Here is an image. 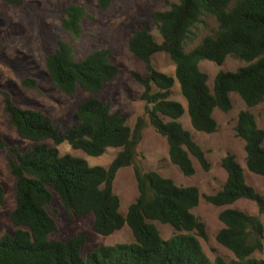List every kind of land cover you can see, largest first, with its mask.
I'll list each match as a JSON object with an SVG mask.
<instances>
[{
  "label": "trees",
  "instance_id": "1",
  "mask_svg": "<svg viewBox=\"0 0 264 264\" xmlns=\"http://www.w3.org/2000/svg\"><path fill=\"white\" fill-rule=\"evenodd\" d=\"M3 1L22 5V0ZM112 2L96 0V5L106 10ZM87 13L85 5L78 2L65 6L61 28L72 40L81 38ZM209 18L215 26L186 51L193 30L199 24L206 26ZM152 21L160 42L145 24L128 39L130 51L145 64L148 73L145 77L135 74L143 87L144 113L150 125L166 138L171 163L183 175L191 176L195 172L193 158L206 171L210 163L179 121L185 108L171 99V89L177 81L192 128L207 134L217 130L213 111L228 112L232 108L231 93L237 94L248 108L264 102V0H177L153 12ZM160 52L175 64L174 77L153 67L152 57ZM230 55L247 64L235 71H219L210 87L208 75L199 68L200 61L221 66ZM45 67L51 82L67 95L74 94L77 88L97 93L119 72L110 61L108 49L95 50L78 60L72 46L63 40L45 50ZM21 84L35 89L38 81L23 77ZM0 93L9 124L22 139L32 143L24 152L0 144L6 146L8 167L16 179V206L11 212L15 229L0 237V264H264V258L255 255L263 251L264 229L259 216L235 208L219 213L224 226L216 235L218 243L234 258L216 256L211 261L206 257L199 242V237L206 239L205 224L192 213L201 197L198 188L178 186L157 171H142L135 162V148L144 129L142 116L131 128L125 115L112 112L108 103L91 96L75 108L76 123L61 132L42 110L20 107L9 92L0 89ZM234 131L244 141L247 170L264 177V130L253 113L248 109L240 111ZM64 142L89 156H100L110 147L120 150L107 167L92 166L82 157L61 155L57 145ZM126 166L133 168L138 196L122 214L113 183L117 172ZM221 167L226 172L225 182L205 200L214 206H225L248 199L264 213V196L246 182L235 155L225 154ZM54 194L69 218L93 215L92 229L102 236L127 225L133 241L102 245L83 255V234L66 241L54 239L58 210L49 211ZM4 196L0 183V204ZM154 222L183 233L165 240Z\"/></svg>",
  "mask_w": 264,
  "mask_h": 264
},
{
  "label": "rangeland",
  "instance_id": "2",
  "mask_svg": "<svg viewBox=\"0 0 264 264\" xmlns=\"http://www.w3.org/2000/svg\"><path fill=\"white\" fill-rule=\"evenodd\" d=\"M71 2L85 5L87 16L83 20V32L77 41L72 40L61 28L64 8ZM177 0H113L106 10L98 9L96 0H22V5L7 3L0 0V89L11 94L13 102L20 107L38 108L48 114L53 124L61 132L76 123L74 110L77 105L91 96L98 97L108 103L112 112H120L126 116V123L133 128L138 117L144 119L142 138L135 148V162L142 171H157L164 177L171 178L178 186H196L200 192V200L192 213L205 224L206 239L199 237V242L206 257L213 261L216 256L226 260L234 258L230 250L216 240L218 231L223 228L219 213L226 208H235L249 215L259 216L264 229V213H260L257 205L248 199H240L225 206H214L205 200L206 195L217 192L225 182L226 172L221 167V159L225 154L232 153L244 169L246 182L264 196V177L250 173L245 166L244 141L234 131L237 115L248 109L264 130V102L248 108L240 97L231 93L232 108L228 112L215 109L213 117L217 122L214 133L195 131L186 112V100L182 96L177 81L171 89V99L180 102L185 113L179 119L194 140L206 153L209 170H203L196 159H192L195 172L185 176L169 160L168 143L149 123L144 113V101L141 99L142 85L135 74L147 76L145 64L129 49L128 39L134 31L145 24L158 42L161 37L153 24L152 13L168 8ZM207 25H197L193 30L192 40L186 44L185 50H191L200 39L215 26L213 19H207ZM57 40L70 44L78 60L87 54L108 49L110 61L118 66V74L97 93H89L81 88L71 95L64 94L50 80L45 67V50L54 46ZM247 63L235 56H228L221 66L201 60L199 68L208 75L211 87L215 75L219 71H235ZM153 67L169 76L175 74V64L163 52L152 57ZM23 77L37 79V88H26L21 84ZM54 145L52 141H47ZM0 144L15 146L24 152L31 142L22 139L8 122L3 111V96L0 93ZM6 146L0 147V183L4 187V201L0 204V237L15 229L11 220V212L16 206V179L10 173L6 155ZM61 155L71 154L84 158L90 165L107 167L115 158L120 148L110 147L100 156H89L82 150L73 149L64 142L57 145ZM113 191L120 199V212L125 214L129 204L138 196L137 182L132 166L121 168L115 177ZM52 208L58 210L56 220L58 229L53 238L66 241L76 234H83L86 244L82 254L99 246H111L133 241L130 228L125 225L109 236H102L92 229L93 215L74 216L69 218L57 194H54ZM163 239L183 233L175 231L170 225L154 222ZM257 257L264 258L263 251L256 252Z\"/></svg>",
  "mask_w": 264,
  "mask_h": 264
}]
</instances>
